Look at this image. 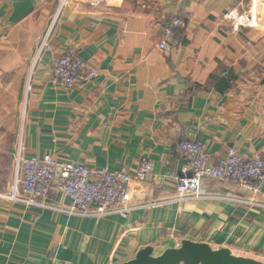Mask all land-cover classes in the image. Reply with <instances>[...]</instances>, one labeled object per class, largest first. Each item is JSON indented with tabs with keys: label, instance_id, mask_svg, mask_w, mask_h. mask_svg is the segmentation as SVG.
Returning a JSON list of instances; mask_svg holds the SVG:
<instances>
[{
	"label": "crops",
	"instance_id": "obj_1",
	"mask_svg": "<svg viewBox=\"0 0 264 264\" xmlns=\"http://www.w3.org/2000/svg\"><path fill=\"white\" fill-rule=\"evenodd\" d=\"M23 1L0 0V264H120L185 240L264 263V186L205 179L215 199L175 201L181 142L215 163L264 151V0H33L10 23ZM232 8L253 25L232 32ZM70 53L97 76L55 87L52 64ZM19 155L132 175L147 158L154 171L131 183L128 213L87 217L55 190L18 201Z\"/></svg>",
	"mask_w": 264,
	"mask_h": 264
},
{
	"label": "built area",
	"instance_id": "obj_2",
	"mask_svg": "<svg viewBox=\"0 0 264 264\" xmlns=\"http://www.w3.org/2000/svg\"><path fill=\"white\" fill-rule=\"evenodd\" d=\"M223 18L229 23L231 31L240 33L255 22L251 13L232 8ZM172 27L183 28L182 21L173 22ZM172 28L167 30L171 34ZM166 48V44L161 45ZM97 72L87 66L76 54H67L55 60L50 82L55 87L70 89L92 81ZM180 149L188 161L182 175L176 179L177 201H201L215 199L204 188L205 179L232 181L241 185L258 183L257 189L264 186V151L252 159H244L236 149H229L226 157L213 162L205 144L200 141H183ZM19 164L24 172L21 201L36 205L55 190L63 193L72 201V209L80 216L105 217L112 214L128 213L127 201L130 185L143 183L153 175V164L143 158L135 174L109 169H89L83 165L61 162L52 156L22 159ZM261 207L250 201H237ZM152 203L151 205H154Z\"/></svg>",
	"mask_w": 264,
	"mask_h": 264
},
{
	"label": "water",
	"instance_id": "obj_3",
	"mask_svg": "<svg viewBox=\"0 0 264 264\" xmlns=\"http://www.w3.org/2000/svg\"><path fill=\"white\" fill-rule=\"evenodd\" d=\"M35 10L33 0H25L14 4L13 14L9 21L12 24L26 18ZM120 264H264L263 262L237 256L228 248L213 249L206 243L189 240L182 242L178 248H171L155 256L153 247L140 250L136 256Z\"/></svg>",
	"mask_w": 264,
	"mask_h": 264
},
{
	"label": "rangeland",
	"instance_id": "obj_4",
	"mask_svg": "<svg viewBox=\"0 0 264 264\" xmlns=\"http://www.w3.org/2000/svg\"><path fill=\"white\" fill-rule=\"evenodd\" d=\"M50 27H51V25H50ZM55 60H56V59H55ZM55 60H54V62H55ZM54 62H53V64H52L51 73H52V70H53ZM50 78H51V76H50Z\"/></svg>",
	"mask_w": 264,
	"mask_h": 264
}]
</instances>
